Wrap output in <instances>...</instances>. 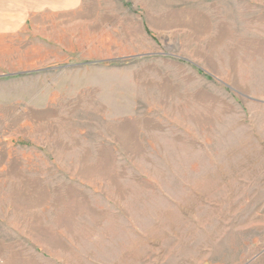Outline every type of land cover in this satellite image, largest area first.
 Listing matches in <instances>:
<instances>
[{
	"label": "rangeland",
	"instance_id": "obj_1",
	"mask_svg": "<svg viewBox=\"0 0 264 264\" xmlns=\"http://www.w3.org/2000/svg\"><path fill=\"white\" fill-rule=\"evenodd\" d=\"M13 21L0 264H264V0H18Z\"/></svg>",
	"mask_w": 264,
	"mask_h": 264
},
{
	"label": "crops",
	"instance_id": "obj_2",
	"mask_svg": "<svg viewBox=\"0 0 264 264\" xmlns=\"http://www.w3.org/2000/svg\"><path fill=\"white\" fill-rule=\"evenodd\" d=\"M16 1L18 0H0V32H10V30H13L14 8L16 6ZM39 1L43 8L53 7L54 9H59L70 8L74 6V0Z\"/></svg>",
	"mask_w": 264,
	"mask_h": 264
}]
</instances>
